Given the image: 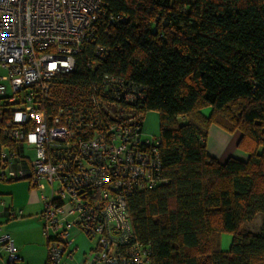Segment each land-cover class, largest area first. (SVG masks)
Returning <instances> with one entry per match:
<instances>
[{
  "label": "trees",
  "instance_id": "16d2710c",
  "mask_svg": "<svg viewBox=\"0 0 264 264\" xmlns=\"http://www.w3.org/2000/svg\"><path fill=\"white\" fill-rule=\"evenodd\" d=\"M106 3L127 17L101 36L100 69L145 85L141 110L160 117L166 182L128 202L152 264H264V229H245L264 217V0ZM213 124L241 132L246 160L208 153Z\"/></svg>",
  "mask_w": 264,
  "mask_h": 264
},
{
  "label": "built area",
  "instance_id": "2783aa9c",
  "mask_svg": "<svg viewBox=\"0 0 264 264\" xmlns=\"http://www.w3.org/2000/svg\"><path fill=\"white\" fill-rule=\"evenodd\" d=\"M126 17L106 0H0V180L42 192L48 264L74 258L76 229L95 241L79 264H152L128 207L166 182L159 135L144 132L148 90L100 69L101 36ZM0 243L21 259L9 233Z\"/></svg>",
  "mask_w": 264,
  "mask_h": 264
},
{
  "label": "crops",
  "instance_id": "0c3cea01",
  "mask_svg": "<svg viewBox=\"0 0 264 264\" xmlns=\"http://www.w3.org/2000/svg\"><path fill=\"white\" fill-rule=\"evenodd\" d=\"M1 68L3 67L0 66ZM204 112L208 114L210 109H206ZM157 114L158 133H152L154 132L153 122H148L146 127L148 133L144 131L148 136L160 134V117L158 112ZM231 134H236L237 137L230 139ZM231 134L213 124L209 129L207 147H210L211 142L213 146H211L210 152L207 148L208 153L215 156L223 154L224 147L227 146L229 141L231 146L237 148L241 132L235 131ZM238 158L246 160L248 153L243 152ZM42 211V192L32 187L28 180H0V235L9 233L12 236L16 250L21 258L15 263H10L9 253L3 244L0 243V264H48L47 240L43 233L41 219ZM73 234L76 237L74 258L68 260V254H66L63 261L67 262L66 264H79L84 260V257L87 260H91L93 252L92 248L88 247V239L83 237L79 231H74ZM231 240L232 236L230 240H227L225 246H222L224 250L229 248ZM81 254H84L83 259Z\"/></svg>",
  "mask_w": 264,
  "mask_h": 264
},
{
  "label": "rangeland",
  "instance_id": "374dc122",
  "mask_svg": "<svg viewBox=\"0 0 264 264\" xmlns=\"http://www.w3.org/2000/svg\"><path fill=\"white\" fill-rule=\"evenodd\" d=\"M7 74V71L3 68L0 69V76L1 75H5ZM148 122H153V131L152 133H158V129H159V126H158V114L156 111H149L145 114V117H144V131L147 132L146 130V127H147V123ZM152 126V124H151ZM148 133V132H147ZM151 134V133H150ZM231 134V133H230ZM147 135V134H145ZM152 136V135H151ZM237 135L236 134H231L230 135V139L232 138H236ZM212 142L210 143V147L208 146V150L210 152V149H212ZM215 146H217L215 144ZM218 147V146H217ZM224 153L223 154H220L219 156H215V155H212L214 156L215 158H217L219 161L221 160V162H224L225 160H227L229 157H237L240 156V154L242 155L243 152H246L244 151L243 149H241L240 147H238V143H237V148H234L233 146H231V142L229 141L227 146L224 147ZM47 195L49 194V191L47 190L45 192ZM245 229L248 230V231H252V232H255V233H260L263 231L264 229V217L259 215L255 221H253L252 223H248L245 225ZM76 231H79L83 237L87 238L88 239V247L89 248H92L94 247V244H95V241L94 240H91L89 239L81 230L79 229H76ZM80 234V235H81ZM74 236V234H73ZM231 239V234H228V233H225L222 235V246L224 247L227 240H230ZM83 255L84 254H81V258L83 259ZM81 259V260H82Z\"/></svg>",
  "mask_w": 264,
  "mask_h": 264
}]
</instances>
